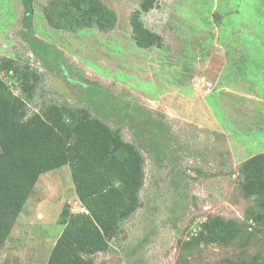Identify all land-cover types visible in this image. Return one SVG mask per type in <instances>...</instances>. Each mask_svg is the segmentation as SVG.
I'll return each mask as SVG.
<instances>
[{"label": "rangeland", "instance_id": "374dc122", "mask_svg": "<svg viewBox=\"0 0 264 264\" xmlns=\"http://www.w3.org/2000/svg\"><path fill=\"white\" fill-rule=\"evenodd\" d=\"M59 1L33 0L28 29L22 0H0V57L28 59L43 75L28 111L68 103L99 116L94 109L103 108L130 142L134 131L125 114L158 124H147L145 137L137 138L146 162L142 205L109 249L93 256L95 263L217 264L241 252L264 257V227L252 221L247 245L180 249L208 215L245 223L246 211L255 208L243 196L238 170L264 153V0H156L141 16L161 37L160 47L149 48L135 43L130 23L142 0H100L115 16L108 31L53 28L47 14L57 15L47 9L60 8ZM30 38L45 52L34 51ZM152 135L165 147L161 161L139 145ZM64 205L71 214L84 212L67 166L38 179L0 245V264H45L64 227Z\"/></svg>", "mask_w": 264, "mask_h": 264}, {"label": "trees", "instance_id": "16d2710c", "mask_svg": "<svg viewBox=\"0 0 264 264\" xmlns=\"http://www.w3.org/2000/svg\"><path fill=\"white\" fill-rule=\"evenodd\" d=\"M32 2L22 0L23 20L28 29ZM155 3L156 0H142L139 9L131 14L132 35L142 48L161 46V37L149 30L141 19ZM59 5L60 8L52 5L47 9L57 15L53 19L47 14L48 22L55 29L95 27L108 31L114 26V14L103 7L100 0H60ZM29 43L34 51L43 50L31 38ZM27 60L0 57V245L9 240L13 225L38 179L67 166L84 212L71 214L69 206L64 205L59 219L64 227L45 264H96L93 256L109 249L120 225L142 205L140 193L145 185L146 162L138 149L137 138L141 134L145 137L147 124L151 128L158 124L138 121L133 115L125 114L128 126L134 131V142H130L124 139L120 127L110 126L111 115L103 108H95L101 115L94 116L82 106L51 103L30 113L28 102L36 94L43 75ZM92 88L88 86L87 90ZM96 94L103 95L99 89ZM151 138H145L139 145L144 143L147 152L161 161L165 147L157 135ZM238 177L243 196L255 206L246 211L245 223L208 215L198 231L181 243V251L210 245H247L255 234L254 230H248L247 223L252 221L257 227H264V153L244 161ZM261 232L264 235V229ZM234 259L237 260L225 257L217 264H264L260 254L250 256L241 252Z\"/></svg>", "mask_w": 264, "mask_h": 264}]
</instances>
